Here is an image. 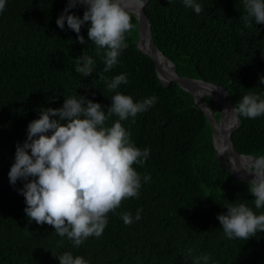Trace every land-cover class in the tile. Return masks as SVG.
<instances>
[{
    "label": "trees",
    "instance_id": "16d2710c",
    "mask_svg": "<svg viewBox=\"0 0 264 264\" xmlns=\"http://www.w3.org/2000/svg\"><path fill=\"white\" fill-rule=\"evenodd\" d=\"M68 0H7L0 14V264H59L54 255L71 251L89 264H192L209 255L216 264H264V232L247 240L228 239L217 220L230 203H246L254 212L248 185L231 176L217 159L213 131L191 94L175 82L161 83L155 63L136 48L138 27L127 34L128 47L119 63L104 75L127 73L128 83L117 91L134 100L155 95L157 103L134 120L122 121L135 144L149 147L150 157L138 173L150 175L138 198L121 202L108 214L101 237H89L79 248L58 236L48 224L29 222L23 182L10 185L8 172L17 144L27 139V126L45 107H60L65 97L83 95L107 108L111 95L98 72L104 64L88 40L61 30L56 19ZM202 12L186 8L182 0H147L144 13L153 42L178 76L217 84L227 90L234 106L243 95L264 96V24L245 27L242 0H200ZM83 16L84 7L70 9ZM92 56L96 71L82 77L74 70L78 56ZM95 93V95H93ZM219 121L220 106L203 96ZM117 117L107 122L109 125ZM231 134L240 155H264V115L238 117ZM141 219L125 225L124 212Z\"/></svg>",
    "mask_w": 264,
    "mask_h": 264
},
{
    "label": "clouds",
    "instance_id": "9594fccd",
    "mask_svg": "<svg viewBox=\"0 0 264 264\" xmlns=\"http://www.w3.org/2000/svg\"><path fill=\"white\" fill-rule=\"evenodd\" d=\"M146 0H138L141 7ZM7 0H0V14ZM186 8L196 14L202 12L200 0H182ZM245 13L241 19L245 27L264 24V0H242ZM84 7L83 16L71 14L70 9ZM126 0H68L56 19L57 26L77 34L78 42L86 43L81 35L87 25V37L96 46L104 67L98 79L104 81L111 95V104L105 109L83 95L65 97L60 107H45L39 117L29 122L27 139L17 144L14 162L8 172L9 183L17 181L23 186L17 192L24 197V213L29 222L48 224L61 238L79 248L89 237L99 238L108 225V214L115 213L121 202L138 198L143 184L149 183L150 175L141 176L133 165L143 166L150 157L151 149L139 148L122 121L132 119L148 111L158 100L152 95L134 100L131 95L117 91L128 83L127 73L111 78L108 73L118 63L128 47L127 34L134 25ZM74 70L82 77L96 71L92 56H78ZM264 83V76L260 77ZM95 95V93H93ZM235 117L256 119L264 115V96L248 93L230 110ZM117 117L109 125L111 117ZM223 151V149H222ZM234 170H237L235 168ZM252 174L248 191L254 197L256 209L264 208V155L255 157L251 164ZM225 213L217 214L223 235L232 239L247 240L264 232V212L257 214L246 203H226ZM142 209L133 217L124 212L121 219L130 225L141 219ZM59 264H89L81 255L64 251L54 255ZM192 264H216L209 255L193 258Z\"/></svg>",
    "mask_w": 264,
    "mask_h": 264
},
{
    "label": "water",
    "instance_id": "95a60500",
    "mask_svg": "<svg viewBox=\"0 0 264 264\" xmlns=\"http://www.w3.org/2000/svg\"><path fill=\"white\" fill-rule=\"evenodd\" d=\"M126 1H133L137 4L136 10L134 12H129V13H132L133 15H135L136 20H137L138 41L136 44V48L139 51L146 54L155 63V71L157 74V78L161 83H163L165 86H168L171 82H175L182 90H184L185 92L192 95L194 103L201 109V111L205 115L208 123L210 124V126L212 128V131H213V135H212L213 147L215 149V154H216L217 159L221 162V164L223 165L225 170L231 176H233L234 178H236L242 182L249 184V182L252 179V174L250 172L246 171L245 169H248L250 171L251 166H243L240 162H238L237 159H238V157H243V158H252L254 160L255 157L240 155L235 151V149L233 147V142L231 140V134L233 131H235L237 129L238 121H237V117H235L230 112V110L234 107V103H233L231 96L227 92V90L224 89L223 87L217 85V84L205 83L204 81H201V80H195V79L184 78V77L178 76L174 67H173L172 62L168 58H166L163 54H161V52L157 49V47L155 46V44L153 42L151 32H150V27H149V21H148L147 17L145 16V13H144V7L147 3V0H146L143 7H141L139 5L138 0H126ZM143 39H146L147 42L149 43L150 53H146L140 49L139 44L141 43V41ZM157 54H160L170 64L172 72L174 74V76L172 78L168 79L165 76H163V74L161 73V71L157 65V62H156V55ZM196 83H205V84H210V85L216 86L222 90V92L225 94V96L227 98V101H228L227 103H228V107H229V115H231L233 120H234V127L232 128L231 131L225 133L224 138H225L227 152L231 156L232 160L234 161V164H235L234 169L237 168V170H234V169L231 170L226 166V164L219 158L217 150H216L215 145H214L215 128L221 125L222 110H221V115H220L219 121H216L212 112L206 107V105L203 101V97L197 93ZM208 97L211 98L210 96H208ZM211 100L215 103V105H218L212 98H211ZM221 109H222V106H221Z\"/></svg>",
    "mask_w": 264,
    "mask_h": 264
},
{
    "label": "bare ground",
    "instance_id": "6f19581e",
    "mask_svg": "<svg viewBox=\"0 0 264 264\" xmlns=\"http://www.w3.org/2000/svg\"><path fill=\"white\" fill-rule=\"evenodd\" d=\"M128 5V11L134 12L136 10L137 4L133 1H126ZM139 47L142 51L150 53V46L146 39H143L139 44ZM157 65L166 78L170 79L174 76L170 64L160 55H156ZM197 93L203 96H210L217 104L222 106V121L221 125L215 128L214 135V145L217 150L219 158L226 164V166L233 170L235 167L234 161L227 152L226 143H225V133L232 130L234 127V120L231 115H229L228 101L225 94L216 86L205 84V83H196ZM223 149V151H222ZM238 162L243 166H251L253 163L252 158H243L238 157Z\"/></svg>",
    "mask_w": 264,
    "mask_h": 264
},
{
    "label": "rangeland",
    "instance_id": "374dc122",
    "mask_svg": "<svg viewBox=\"0 0 264 264\" xmlns=\"http://www.w3.org/2000/svg\"><path fill=\"white\" fill-rule=\"evenodd\" d=\"M218 106H220V105L218 104ZM220 108H221V106H220ZM221 110H222V109H220V115H221ZM219 119H220V117H219Z\"/></svg>",
    "mask_w": 264,
    "mask_h": 264
}]
</instances>
